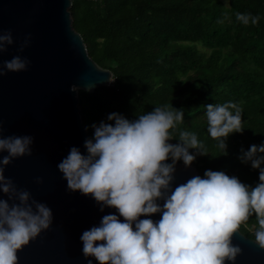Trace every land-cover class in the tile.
<instances>
[{
    "label": "clouds",
    "instance_id": "1",
    "mask_svg": "<svg viewBox=\"0 0 264 264\" xmlns=\"http://www.w3.org/2000/svg\"><path fill=\"white\" fill-rule=\"evenodd\" d=\"M236 19L257 25L260 17L237 13ZM30 40L29 35L21 52ZM14 42L11 30H0V55ZM30 64L19 55L0 60V77L27 71ZM71 90L77 91V86ZM205 108L208 134L226 155L227 137L245 129L243 110L235 102ZM107 120L114 123L92 125L94 138L85 141L87 155L72 147L58 164L70 191L90 195L102 212L110 207L118 213L104 215L98 226L83 232L80 239L86 259L94 257L99 264H235L243 250L232 243L233 236L253 214L258 224L254 240L264 249V144L242 149L239 157L259 169L255 186L209 169L173 188L177 162L190 167L198 155H209L195 132L180 130L179 143L170 142L184 121L183 109L158 105L135 120L117 112ZM33 143L31 135L4 137L0 123V154L7 152L0 155V194L8 197L0 195V264H19L18 251L53 223L52 209L46 203L5 176V167L14 158L32 155ZM37 182L43 183V178ZM157 213L159 220L141 219Z\"/></svg>",
    "mask_w": 264,
    "mask_h": 264
},
{
    "label": "trees",
    "instance_id": "2",
    "mask_svg": "<svg viewBox=\"0 0 264 264\" xmlns=\"http://www.w3.org/2000/svg\"><path fill=\"white\" fill-rule=\"evenodd\" d=\"M70 9L89 55L115 79L79 90L89 139L93 124L114 123L110 113L135 120L173 105L183 109L184 121L170 142L179 143V131L187 130L208 149L192 163L200 176L211 169L251 186L259 182V169L239 157L264 144V0H72ZM237 13L259 16V23L244 25ZM225 102L242 108L245 128L227 137L226 155L209 136L205 114L206 105ZM257 226L253 214L239 229L254 238Z\"/></svg>",
    "mask_w": 264,
    "mask_h": 264
},
{
    "label": "water",
    "instance_id": "3",
    "mask_svg": "<svg viewBox=\"0 0 264 264\" xmlns=\"http://www.w3.org/2000/svg\"><path fill=\"white\" fill-rule=\"evenodd\" d=\"M71 6L72 0H0V30H11L15 41L0 60L19 55L31 61L27 71L7 72L0 77L3 136L34 137L32 155L14 158L5 167V176L53 212L51 227L18 251L19 264H88V259L99 264L94 257H84L80 237L85 230L98 226L104 215H118L110 207L102 212L90 195L70 191L58 168L72 147L87 155L89 134L81 114L79 90L91 92L114 79L111 69L89 55L82 34L73 26ZM29 35L30 43L21 52L20 46ZM73 85L77 91L71 90ZM174 175L173 188L199 171L194 165L178 163ZM38 177L43 183L37 182ZM160 217L157 213L141 219ZM232 243L243 250L235 264H264V249L254 238L239 229Z\"/></svg>",
    "mask_w": 264,
    "mask_h": 264
},
{
    "label": "built area",
    "instance_id": "4",
    "mask_svg": "<svg viewBox=\"0 0 264 264\" xmlns=\"http://www.w3.org/2000/svg\"><path fill=\"white\" fill-rule=\"evenodd\" d=\"M99 1H101V0H99ZM193 165V164H192Z\"/></svg>",
    "mask_w": 264,
    "mask_h": 264
}]
</instances>
